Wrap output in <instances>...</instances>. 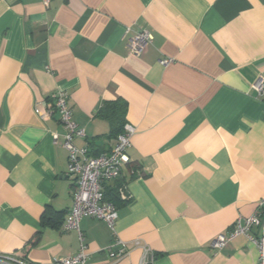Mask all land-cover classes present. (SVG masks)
<instances>
[{
	"label": "crops",
	"instance_id": "0c3cea01",
	"mask_svg": "<svg viewBox=\"0 0 264 264\" xmlns=\"http://www.w3.org/2000/svg\"><path fill=\"white\" fill-rule=\"evenodd\" d=\"M141 29L152 41L132 54L128 38ZM259 77L264 0H0V252L51 264L80 248L62 226L73 203L64 129L58 115L34 112L62 90L85 129L73 144L90 156L115 144L98 114L106 103H124L135 129L130 161L104 185L114 232L97 218L79 222L85 264H140L144 248L147 264H256L243 235L211 242L264 199ZM123 184L128 200L116 193ZM115 239L127 254L113 261L105 249Z\"/></svg>",
	"mask_w": 264,
	"mask_h": 264
},
{
	"label": "built area",
	"instance_id": "2783aa9c",
	"mask_svg": "<svg viewBox=\"0 0 264 264\" xmlns=\"http://www.w3.org/2000/svg\"><path fill=\"white\" fill-rule=\"evenodd\" d=\"M50 0H43L48 4ZM129 29L126 30V33ZM152 35L148 30L141 29L133 32L127 42L128 49L132 54H140L151 43ZM162 65L170 62L169 58L159 61ZM258 93L264 91V77H259L253 83ZM34 112L40 118H48L53 114L58 115V121L64 129L61 145L67 151V176L73 180V203L63 223L64 230H74L78 234L80 248L77 253L59 257L51 264H85L87 254L83 243V235L79 229V222L84 217H92L103 220L114 232V224L117 220L116 206L104 199V185L106 182L120 177L122 168L130 159L127 149L131 145V137L135 132L134 127L125 123L123 131L115 137V144L108 152H102L95 156L88 154L87 146L77 147L73 144L74 138L85 136V129L79 127L72 120L71 109L67 105V93L59 90L52 93L50 99L41 104H36ZM57 143L58 135L53 134ZM118 194L122 200H128L130 194L127 185L118 188ZM264 199L257 203L255 212L247 218L237 219L234 228L226 234L216 236L211 246L221 248L228 244L237 235L245 236L257 249V263L264 264ZM252 227H260L259 236L251 234ZM106 255L110 260H118L127 254L125 242L115 239L106 249ZM151 258V251L143 249L140 264H147ZM0 264H33L18 253L0 252Z\"/></svg>",
	"mask_w": 264,
	"mask_h": 264
},
{
	"label": "trees",
	"instance_id": "16d2710c",
	"mask_svg": "<svg viewBox=\"0 0 264 264\" xmlns=\"http://www.w3.org/2000/svg\"><path fill=\"white\" fill-rule=\"evenodd\" d=\"M99 115H104L109 118L111 124L113 125V134L115 137L123 131L125 124V104L120 101H112L106 103L105 106H102L99 111ZM118 193V191H116ZM115 196V194L113 193ZM118 195V194H117ZM104 199L109 200L107 197L106 191L104 192ZM47 223H52L51 219L45 217Z\"/></svg>",
	"mask_w": 264,
	"mask_h": 264
}]
</instances>
